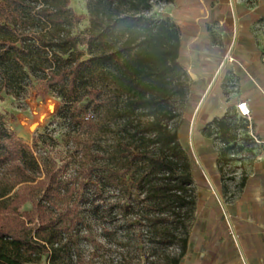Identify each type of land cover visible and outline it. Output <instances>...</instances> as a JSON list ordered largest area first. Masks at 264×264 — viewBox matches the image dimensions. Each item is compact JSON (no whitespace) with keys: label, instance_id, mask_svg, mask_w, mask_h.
Returning a JSON list of instances; mask_svg holds the SVG:
<instances>
[{"label":"trees","instance_id":"1","mask_svg":"<svg viewBox=\"0 0 264 264\" xmlns=\"http://www.w3.org/2000/svg\"><path fill=\"white\" fill-rule=\"evenodd\" d=\"M152 1L87 0L90 24L76 31L83 15L70 0H0V99L22 102L38 86L61 98L31 143L11 129L13 114L0 113V264H37L43 256L50 264H85L72 260L71 251L89 188L141 190L140 202L157 215L174 204L194 206L190 154L169 105L172 93L185 95L182 84L173 86L175 77L186 76L188 96L193 82L182 62L179 26L148 15ZM109 92L121 122L112 144L103 146L95 135L106 123L91 108H104ZM135 112L147 120L131 127ZM229 117L228 111L212 123L224 129ZM55 122L72 142L70 159L53 149L48 129ZM27 203L31 210H22Z\"/></svg>","mask_w":264,"mask_h":264},{"label":"crops","instance_id":"2","mask_svg":"<svg viewBox=\"0 0 264 264\" xmlns=\"http://www.w3.org/2000/svg\"><path fill=\"white\" fill-rule=\"evenodd\" d=\"M160 18L181 31L182 62L193 82L182 121L193 126L203 164L202 171L192 166L198 201L183 263L264 264V0H175ZM241 101L251 109L247 133L256 152L229 180L205 130L230 109L237 113Z\"/></svg>","mask_w":264,"mask_h":264},{"label":"rangeland","instance_id":"3","mask_svg":"<svg viewBox=\"0 0 264 264\" xmlns=\"http://www.w3.org/2000/svg\"><path fill=\"white\" fill-rule=\"evenodd\" d=\"M151 5L148 15L156 19L164 15L166 2L153 0ZM70 8L76 14L83 15L75 30L80 31L88 27L90 20L87 0H70ZM227 59H230V55ZM217 77L218 73L215 75V78ZM215 78L210 82V86L215 83ZM180 84L185 88V95L172 93L169 102L171 109L179 115L172 125H179L180 138L187 141L184 148L190 154L191 169L192 166H197L202 171V158L196 150L193 126L182 121L183 114L188 117V84L185 75L174 78L173 86ZM227 88L233 90L231 82L227 84ZM107 98L104 108H91V114L99 118L102 114L106 123L105 132L95 135V141L98 142L96 144L101 143L103 146L112 144L121 122L117 115L119 107L112 99L111 92ZM60 106L61 98L41 86L30 91L22 102L9 95H3L0 99V113L15 116L11 129L28 143L32 142L34 136L45 131ZM40 113H43L44 117L36 118ZM192 115L193 113L189 115L190 120ZM229 116L227 127L221 129L217 123H211L205 132L218 158L217 169L221 170L223 178L230 180V174L246 163L244 160L252 159L256 148L254 139L247 133L248 120L245 121L246 119L232 109L229 110ZM130 119L129 124L132 127L137 126L140 121L146 122L147 117H141L139 112H135L131 114ZM52 129L54 131H51ZM48 132L55 139L61 137L57 141L52 140L53 149L58 150L62 160L70 159L72 142L67 137H62L65 129L55 122L49 126ZM73 164L70 165V173L74 171ZM2 170L0 162V173ZM190 188L195 201L193 207L190 205L179 209L174 204L166 207L161 215H157L158 212L152 206L147 207L145 202H140L145 196L141 190H130L128 186L120 189L113 184H104L102 192L96 194L91 188L87 189L86 199H82L79 206L85 219L79 224L80 233L74 240L72 260L77 258L85 264H175L174 260L178 259V264H184V255L181 257V253L184 242L187 248L193 235L195 207L198 201L195 183ZM31 207V203H27L22 210H31ZM224 217L229 221L230 216L226 208ZM37 264L50 263L46 256H43Z\"/></svg>","mask_w":264,"mask_h":264},{"label":"built area","instance_id":"4","mask_svg":"<svg viewBox=\"0 0 264 264\" xmlns=\"http://www.w3.org/2000/svg\"><path fill=\"white\" fill-rule=\"evenodd\" d=\"M236 111L240 117L251 120V109L246 101H241L236 104Z\"/></svg>","mask_w":264,"mask_h":264},{"label":"bare ground","instance_id":"5","mask_svg":"<svg viewBox=\"0 0 264 264\" xmlns=\"http://www.w3.org/2000/svg\"><path fill=\"white\" fill-rule=\"evenodd\" d=\"M41 117H44L43 113H40L38 116H36L38 119H42Z\"/></svg>","mask_w":264,"mask_h":264}]
</instances>
